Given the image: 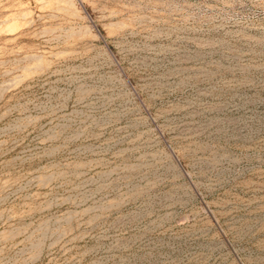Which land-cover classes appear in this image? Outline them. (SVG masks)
<instances>
[{"label": "rangeland", "instance_id": "obj_1", "mask_svg": "<svg viewBox=\"0 0 264 264\" xmlns=\"http://www.w3.org/2000/svg\"><path fill=\"white\" fill-rule=\"evenodd\" d=\"M0 264H264V0H0Z\"/></svg>", "mask_w": 264, "mask_h": 264}]
</instances>
